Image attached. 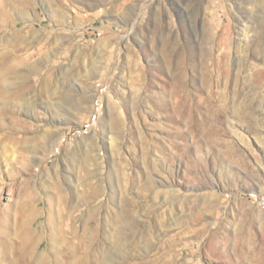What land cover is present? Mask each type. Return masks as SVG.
Masks as SVG:
<instances>
[{"label":"rangeland","instance_id":"1","mask_svg":"<svg viewBox=\"0 0 264 264\" xmlns=\"http://www.w3.org/2000/svg\"><path fill=\"white\" fill-rule=\"evenodd\" d=\"M25 1L0 9V264L26 226L56 264L67 211L105 264H264V0Z\"/></svg>","mask_w":264,"mask_h":264},{"label":"bare ground","instance_id":"2","mask_svg":"<svg viewBox=\"0 0 264 264\" xmlns=\"http://www.w3.org/2000/svg\"><path fill=\"white\" fill-rule=\"evenodd\" d=\"M15 2H19L18 5L21 6L22 3L26 2V1L25 0H12L11 5H13L14 8H15V6H14ZM8 3H9V0H0V9H2ZM3 16L5 17V15H3ZM4 17H3V19H4ZM5 20L6 19H4V22H5ZM23 38H24L23 36L20 37V39H23ZM18 39H19V37H18ZM14 52H15V49H13V48L7 52L0 51V59H6V58H9V56L10 57L14 56ZM11 59H12V57H11ZM16 60H17V58H16ZM16 66H17V64H14V63L9 64L8 69H14V68H16ZM0 67H1V64H0ZM2 82H3V74L1 73V70H0V111H1L2 101L4 98V94L2 93V90H1ZM63 204L64 203H62V205ZM85 211H86V209H85ZM67 212L66 213L61 212L60 214H58L57 215V222L55 223V225L52 226L53 227L52 229L54 231V236H53L54 244L52 245V248L55 250V254H56L54 262L56 264H105V262H108L107 260H109L108 259L109 257L107 256V249L105 247L101 246V243L99 244V241H98L100 239V235H97V229H98V227L100 229L102 228L101 223L99 222L100 223V225L98 224L99 226L96 225L93 227H85L83 230V233L80 234V232L78 233L75 230L74 226L72 225L71 214H67ZM93 214L94 213H92V215ZM21 235H22V237H21V242H22L21 252L19 253L18 257L15 260L10 261L7 264H42V262L39 260V258L41 257L40 256L41 252L37 249V247L40 244H38L35 248L29 247L33 244V241L37 239L36 233L33 232L32 230H30L26 226V228L21 230ZM87 238L92 240L93 243L96 244V246L92 245L90 247V245L87 244V242H86ZM109 238L112 240L113 237L111 236V234H110ZM95 247H96V252L98 253L96 256H94V254L91 255V251ZM57 252H58V254H57ZM110 258H112V257H110ZM119 264H121V263H119Z\"/></svg>","mask_w":264,"mask_h":264}]
</instances>
